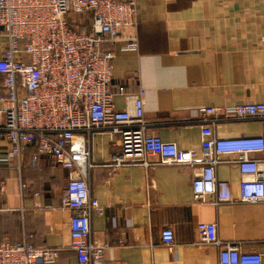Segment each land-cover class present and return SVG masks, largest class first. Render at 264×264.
<instances>
[{"label":"crops","instance_id":"crops-1","mask_svg":"<svg viewBox=\"0 0 264 264\" xmlns=\"http://www.w3.org/2000/svg\"><path fill=\"white\" fill-rule=\"evenodd\" d=\"M135 7L136 25L101 49L115 56L111 93L119 87L128 95L145 91L148 133L179 150H199L200 129L206 124L200 110L264 102V0H136ZM74 19L81 31L91 26L90 13ZM132 38L137 50L122 51ZM114 104L126 107L121 96L114 97ZM211 129L222 139L258 137L264 135V121L219 120ZM88 147L94 167L87 183L99 202L90 216V233L93 242L108 244L104 258L110 264H218V247L198 243L199 222L216 223L222 242L262 255L264 264V204L214 205L211 197L196 202L191 180L199 166L114 168L116 138L107 131L93 130ZM5 148L0 142V158ZM31 151L20 169L15 164L0 167V243L26 238L35 249L60 250L48 264H75L68 248L69 213L60 202L69 174L45 157L33 169ZM215 174L239 199L237 165L218 164ZM167 227L174 231L169 247L161 242Z\"/></svg>","mask_w":264,"mask_h":264},{"label":"built area","instance_id":"built-area-1","mask_svg":"<svg viewBox=\"0 0 264 264\" xmlns=\"http://www.w3.org/2000/svg\"><path fill=\"white\" fill-rule=\"evenodd\" d=\"M136 0H0V142L6 143L1 166L20 169L30 148V165L42 157L68 172L61 192V208L69 213V250L75 264H110L104 258L107 243L92 241L90 219L99 202L90 195L87 175L89 139L93 130L116 138L111 160L114 168L141 165L198 167L191 180L196 202L264 204V135L222 139L211 127L219 120L252 118L264 121V102L200 110L199 150H179L148 133L144 95H128L119 87L109 91L114 55L102 45L118 41L121 30L136 25ZM91 14L88 30L79 29V17ZM136 39L121 47L136 51ZM126 107L117 109L114 97ZM261 155L256 159L254 155ZM230 156L233 159H228ZM234 163L240 174L241 195L231 197L227 182L216 178L218 164ZM0 186V198L3 195ZM40 205H38L39 207ZM4 210L0 207V212ZM199 244L218 247V264H262V255L245 253L235 243L218 238L216 223L195 226ZM161 242L169 247L174 231L162 230ZM57 248L35 249L26 238L0 243V264H48L59 257Z\"/></svg>","mask_w":264,"mask_h":264},{"label":"rangeland","instance_id":"rangeland-1","mask_svg":"<svg viewBox=\"0 0 264 264\" xmlns=\"http://www.w3.org/2000/svg\"><path fill=\"white\" fill-rule=\"evenodd\" d=\"M3 44H4V39L1 37L0 38V47H2Z\"/></svg>","mask_w":264,"mask_h":264},{"label":"water","instance_id":"water-1","mask_svg":"<svg viewBox=\"0 0 264 264\" xmlns=\"http://www.w3.org/2000/svg\"><path fill=\"white\" fill-rule=\"evenodd\" d=\"M1 30H2V27L0 28V32H1Z\"/></svg>","mask_w":264,"mask_h":264},{"label":"trees","instance_id":"trees-1","mask_svg":"<svg viewBox=\"0 0 264 264\" xmlns=\"http://www.w3.org/2000/svg\"><path fill=\"white\" fill-rule=\"evenodd\" d=\"M83 31H85V30H83ZM0 82H1V78H0Z\"/></svg>","mask_w":264,"mask_h":264}]
</instances>
